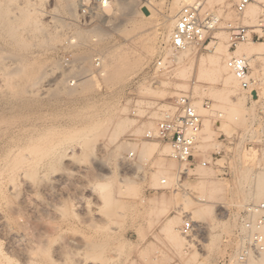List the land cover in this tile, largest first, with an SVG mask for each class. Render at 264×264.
<instances>
[{"label": "rangeland", "instance_id": "rangeland-1", "mask_svg": "<svg viewBox=\"0 0 264 264\" xmlns=\"http://www.w3.org/2000/svg\"><path fill=\"white\" fill-rule=\"evenodd\" d=\"M134 1L135 14L121 11L126 2L113 3L109 19L100 15L99 21L85 26L77 20L78 0L73 16L64 0H15L12 14L38 11L44 31H26L19 22L28 50L0 48V186L6 187L13 168L18 169V190L0 197L1 264H10L6 255L21 262L24 251L41 238L59 263L68 250L73 259L82 251L78 264H94L81 246L86 237H105L97 264H240L241 211L256 202L252 196H239L229 162L239 148L240 154H251L255 174L264 172V94L255 104L248 100L245 118L232 122L221 107L238 99L230 94L224 100L222 83L207 68L218 42L228 50L224 61L233 56L236 49L230 48L227 32L217 31L224 34L221 41L220 36L213 40L211 50L189 51L188 60L179 63V55L169 49L170 39L162 35L174 29L167 17L174 0ZM220 1H208L206 9L234 21L227 0ZM255 4L263 10L261 1ZM249 17L247 23L252 24ZM135 24L140 27L133 28ZM56 30H62L60 42L54 47L42 43ZM78 31L88 35L85 44ZM97 56L103 57L104 75L96 71ZM159 60L163 67H158ZM256 65L261 68L260 62ZM250 67L252 71L253 64ZM201 69L209 73L201 74ZM87 80L90 84L84 83ZM181 97L200 103L205 111L199 112L203 127L193 166L171 159L156 134L160 122L180 113ZM204 161L206 167L200 164ZM172 220L174 228L168 232ZM187 221L196 228L189 236L183 233Z\"/></svg>", "mask_w": 264, "mask_h": 264}, {"label": "bare ground", "instance_id": "bare-ground-1", "mask_svg": "<svg viewBox=\"0 0 264 264\" xmlns=\"http://www.w3.org/2000/svg\"><path fill=\"white\" fill-rule=\"evenodd\" d=\"M67 4H68V9L70 11V14L73 16L76 14V8H77V3H76V0H64ZM211 2V0H208ZM221 1H224V0H221ZM221 1L219 3H221ZM258 1H261L263 4H264V0H258ZM124 2H126L124 4V6L120 9L121 11H123V13L125 12V14L127 12H130V14H135L137 12L136 10V4H135V1H131V3H129V0H113L112 3H115L117 5H120L121 3L123 4ZM128 2V4H127ZM194 2H196V0H174L173 3H171L170 5V9L168 11L169 15L167 16L170 21H172V25H173V28L175 26V23H176V19H177V12L180 8V6L182 4H185L184 6L186 5H190V4H193ZM120 3V4H119ZM214 3V2H213ZM212 3V4H213ZM121 4V5H122ZM130 4V6H128ZM15 5V0H0V38H1V44L0 45V48H8V47H14L15 49L17 50H25L29 48L30 46V43H27L25 42L23 36L20 34L19 32V27H18V24L19 22L22 23V25L24 26L25 30L26 31H29V32H40L41 30L44 31V29L42 28L41 26V23L39 21V12L38 11H29V10H22L21 13H20V16L19 17H16L12 14V7ZM183 6V7H184ZM256 6V7H255ZM255 6L252 4L250 5V7L248 8L247 10V14L246 16H250L251 17V23L252 25L254 24H257L258 23V18L259 17V14L261 12V14L263 13V10L260 11V9L257 7L258 5L255 4ZM229 7V6H227ZM113 8L114 5H111V7L109 8V10L107 11V15H105V19H109V14L110 12L113 11ZM23 9V8H22ZM43 9V8H42ZM168 9V8H167ZM31 10V9H30ZM181 10V9H180ZM180 12V11H179ZM43 14V13H42ZM129 14V13H128ZM129 14V15H130ZM261 16V15H260ZM75 17V16H74ZM151 17V16H150ZM249 17V18H250ZM131 19V18H130ZM132 22V20H131ZM138 23V22H137ZM141 23V22H140ZM139 23V24H140ZM134 24V23H133ZM144 25V24H143ZM139 25L138 24H135L133 25V28H137ZM140 27V26H139ZM142 27V25H141ZM172 27V26H171ZM126 28V27H125ZM135 28V29H136ZM128 29V28H127ZM162 29V28H161ZM165 29V28H163ZM132 30V28H131ZM134 30V29H133ZM170 30V29H169ZM81 31V30H80ZM76 32L75 34L80 38V40L85 44V42L87 41L88 39V35L86 34H83L82 32ZM166 31V30H164ZM162 32V35H163V40H167L170 39V42H171V37H172V31H167L170 32V35H166L165 32ZM129 32V30H128ZM160 32V31H159ZM86 33V32H85ZM221 34H224V33H220V32H216V37L220 36ZM61 36H62V30H56L54 32H48L45 36V39L43 42H45V44H47L48 46L50 47H54L57 42H60V39H61ZM107 36V35H106ZM222 36V35H221ZM221 36L218 38V41L220 40ZM223 37V36H222ZM78 38V39H79ZM106 38V37H105ZM76 39V40H78ZM223 40V38H222ZM221 41V40H220ZM169 42V41H168ZM219 45H217L214 50V54L211 55V56H208V62H209V66L207 68L210 69V72L213 76H215L216 80L217 81H220L222 83V86H223V89H222V94H223V97H224V100L225 99H229V96L230 94H234L236 97H237V102L236 103H232L234 105H231L230 107H226V106H222V110H223V113L232 120V122H235L238 121L242 118H245V116H243V105L248 101L250 100L252 104H255L257 101H259L262 97H263V94H264V91L262 90V88H264V44H260L259 46H256L255 43L253 42H247V44H239L237 49L233 52H228L230 54H233V56H237V57H245L248 61H249V64H253V70L251 71V74H252V77L254 78L255 80V84L254 86L249 89L248 91H244L242 92L243 90L241 89L240 85H239V82L238 80L236 79V77L233 75V73L229 70L228 66H227V61H224L225 59L223 58L224 55L227 54V47L224 46L223 43H219ZM213 45H215V42L212 43V47H214ZM1 49V50H2ZM0 50V51H1ZM211 50V49H210ZM3 51V50H2ZM191 52V51H190ZM213 52V51H212ZM9 54V53H8ZM13 54V53H12ZM189 51L188 52H184L182 53V55H179L177 56L178 58H175V59H178L179 60V63L181 62V60L184 58L186 59L187 57H189ZM16 55V54H15ZM176 56V55H175ZM191 56V55H190ZM17 57V56H16ZM111 57V56H110ZM13 58V56H12ZM11 59V58H10ZM84 58L82 57V60ZM110 59V58H109ZM112 59V58H111ZM110 59V60H111ZM116 59V57H115ZM183 59V61H184ZM190 59V58H189ZM202 59V58H201ZM206 58H203L202 60H204ZM17 61V59L14 57V61ZM23 60V61H22ZM113 60V59H112ZM188 60V59H186ZM185 60V61H186ZM13 61V60H12ZM11 61V62H12ZM13 61V62H14ZM19 61V60H18ZM21 61L22 63H24V61H26L24 58H21ZM20 61V62H21ZM177 61V60H176ZM205 61V60H204ZM202 61V63L204 62ZM112 62V61H111ZM118 62V61H117ZM178 62V61H177ZM200 60H199V66H200ZM257 62H260L261 63V68H256V63ZM183 63V62H182ZM201 63V64H202ZM35 64V63H34ZM116 64V63H114ZM204 64V63H203ZM203 64L200 66L202 67ZM113 65V64H112ZM118 65V63L116 64ZM115 65V66H116ZM124 65V64H123ZM256 65V66H255ZM31 66H33L31 64ZM14 67V66H13ZM117 67V66H116ZM18 68V67H17ZM40 68V67H39ZM204 68V67H202ZM19 69V68H18ZM17 69V70H18ZM37 69V68H36ZM35 67L34 69L32 70H35ZM23 70V69H22ZM41 71V69H39ZM117 70V68L115 69ZM198 70L200 71V69L198 68ZM206 70V69H205ZM204 70V71H205ZM16 71V69H15ZM44 71V69L42 70ZM105 69L103 67V69L101 70V74H105L104 73ZM203 69H201V74L204 73ZM208 70L205 71V73L207 72ZM21 72V70H20ZM32 72V71H31ZM34 72V71H33ZM37 73V71L35 72ZM39 73V71H38ZM119 73V72H118ZM117 73V74H118ZM209 73V71L207 72ZM43 74V73H42ZM10 75V74H9ZM8 75V76H9ZM11 75H16V74H11ZM18 75V74H17ZM16 75V76H17ZM35 75V74H33ZM37 75V74H36ZM40 75V74H39ZM38 75V76H39ZM200 75V74H199ZM37 76V78H39ZM45 76V74H44ZM34 77V76H33ZM41 78V77H40ZM39 78V80H40ZM199 78V77H198ZM29 79V78H28ZM31 79V78H30ZM29 79V80H30ZM34 80V79H32ZM37 81V80H36ZM31 82V81H30ZM87 83V81H84V83ZM90 82V81H89ZM34 83V81H33ZM36 83V82H35ZM87 84H90V83H87ZM84 87V86H83ZM86 87V86H85ZM242 93V94H239ZM221 98V97H220ZM195 102V101H194ZM193 102V103H194ZM201 102V101H199ZM230 102V100H229ZM223 105V104H221ZM225 105V104H224ZM194 106L195 108L198 110V112H205L203 111V109H201V107L203 108V106L200 105V103L198 102H195L194 103ZM255 106V105H253ZM257 107V106H255ZM254 107V108H255ZM211 109V108H210ZM215 109V107H214ZM256 109V108H255ZM205 110V108H204ZM246 110V109H244ZM247 113V112H246ZM253 113V112H252ZM214 114V113H213ZM223 114V115H224ZM249 115V114H248ZM207 116V115H206ZM209 116V115H208ZM222 116V115H221ZM253 118L254 117V114L252 116ZM208 119V118H207ZM250 119V118H249ZM230 120V122H231ZM251 120V119H250ZM243 121V120H242ZM249 121V120H247ZM245 122V121H244ZM250 122V121H249ZM255 122V121H254ZM210 123V121H209ZM253 122H251L252 124ZM206 124V123H205ZM208 125V124H207ZM210 126V125H209ZM253 126V125H252ZM250 126V127H252ZM208 127V126H207ZM209 128V127H208ZM252 130V129H251ZM253 132V131H252ZM251 132V133H252ZM202 133V131H201ZM258 133V132H257ZM249 135V134H248ZM256 135V133H255ZM201 136V135H200ZM211 135H209V137H207V139L210 138ZM212 137V136H211ZM253 138V137H252ZM200 139V137H199ZM247 141V140H246ZM249 149V148H248ZM254 149V148H253ZM245 151V150H244ZM248 151V150H247ZM240 149L238 148V152H234L233 154V158L231 159V161L229 162V165L232 166L233 168V171H234V177H235V188H236V191L237 193L239 194V196H242V198L244 200H246L247 198H249L250 196L253 197L254 201L256 202V204H260L264 201V172H259V173H256L254 172L253 168H251V164L249 162L250 158H251V154L249 155L248 152H243L240 154ZM16 155V154H15ZM26 157V156H25ZM23 159L21 158L20 161H22ZM27 161V160H26ZM16 163V162H15ZM19 165V162L17 163ZM37 165V164H36ZM17 166H15L11 171L12 174L9 176V184L6 186V187H3L4 185L0 186V197L3 199L6 197V194H8L9 190L10 192H14L16 189H17V182H16V172H18V169L16 168ZM38 167V166H37ZM33 170V169H31ZM3 171V170H2ZM35 171V170H34ZM36 171L35 172H32V176L35 175L36 177ZM19 176L21 174H18ZM31 175V174H30ZM29 175V176H30ZM255 175V176H254ZM37 178V177H36ZM35 178V179H36ZM33 181V180H32ZM21 182V181H20ZM123 182L124 183H128L129 182V179L128 178H125L123 179ZM163 182H166V180H163L162 181V184ZM201 182V181H200ZM1 183V182H0ZM167 183V182H166ZM2 184V183H1ZM0 184V185H1ZM202 185H204V183L201 182V186L199 187H203ZM109 187V184H105V191L107 190V188ZM247 187V188H246ZM33 189V188H32ZM211 189V188H210ZM246 189H249V190H246ZM18 190V189H17ZM16 190V191H17ZM234 190V189H233ZM216 191V190H215ZM9 192V193H10ZM216 193V192H215ZM236 194V193H235ZM17 195V193H16ZM210 197V196H209ZM202 201H205L206 202V199L204 198H201ZM191 201H188V203H190ZM210 202V201H208ZM108 203V202H107ZM110 203V202H109ZM12 205V204H11ZM13 206V205H12ZM9 209V208H8ZM12 210V209H11ZM22 211V209H21ZM12 214V212H11ZM14 216V215H13ZM16 216V215H15ZM17 218V217H16ZM19 218V217H18ZM170 222V221H169ZM24 224V223H23ZM167 230L168 232H172L173 228H174V223H173V220L169 223V225H167ZM27 228V227H25ZM29 229V228H28ZM96 229V228H95ZM26 230V229H25ZM42 231V230H41ZM29 231L27 230V233ZM34 234V233H33ZM15 235V234H14ZM26 236V235H24ZM33 237V236H32ZM70 237V236H68ZM25 238V237H24ZM74 238V237H73ZM79 238V237H78ZM17 239V238H16ZM37 239V238H36ZM42 240V238L40 239ZM38 240V242H36V246L33 247L32 245V248H28V251H24L22 254H23V259L21 262L20 261H13L11 260L7 255L4 256L6 258V260L9 261L10 264H78L79 262V258L77 256H80L79 254L82 252H79L77 253V256H75V259H77V262L75 261L74 256L72 257V255L69 254L70 251H67L66 252H63L66 253L65 255V258H63L62 260L64 262H60V260H58L56 257V259L53 258V256L51 255V248L49 247V244L43 242V241H40ZM53 240V239H52ZM81 240L83 245L81 244V241H80V244L81 246H84V248H86L88 251L87 253L89 254V257L90 259H93V263L94 264H97L98 260L100 261L103 257V252L105 250V243L107 244V242H105V237L102 238V239H92L89 237L86 239L85 238H82ZM50 241V240H49ZM55 241V239H54ZM52 241V242H54ZM74 242V240H71ZM32 242V240H31ZM30 242V243H31ZM64 242V241H63ZM70 242V241H69ZM55 243V242H54ZM33 244V243H32ZM53 244V243H52ZM66 244V243H65ZM77 244V243H76ZM15 245V244H14ZM78 246H80L79 244H77ZM59 246V245H58ZM81 246L79 248H81ZM63 247V246H62ZM27 248L24 249L27 250ZM23 249V250H24ZM61 249V248H60ZM83 249V248H81ZM59 250V249H58ZM21 251V250H20ZM60 251V250H59ZM64 251V250H63ZM57 253V252H56ZM60 253V252H59ZM71 253V252H70ZM73 254V253H72ZM88 254H83L85 257L88 256ZM57 255V254H56ZM82 256V255H81ZM2 257V256H1ZM3 257V258H4ZM64 257V256H63ZM88 257V258H89ZM21 258V257H20ZM60 258V257H59ZM62 258V257H61ZM83 258V257H82ZM22 259V258H21ZM81 259V258H80ZM58 260V261H57ZM237 260V259H236ZM82 262H85V260L81 259ZM80 261V262H81ZM89 261V260H87ZM86 261V263H88ZM261 262L260 263H255V264H264V260L261 259L260 260ZM237 262V261H236ZM101 263V261H100ZM1 264V263H0ZM8 264V263H7ZM84 264V263H83Z\"/></svg>", "mask_w": 264, "mask_h": 264}, {"label": "built area", "instance_id": "built-area-1", "mask_svg": "<svg viewBox=\"0 0 264 264\" xmlns=\"http://www.w3.org/2000/svg\"><path fill=\"white\" fill-rule=\"evenodd\" d=\"M81 12L78 22L89 26L99 21L100 15L107 14L113 5V0H78ZM207 0H197L193 4L182 7L177 15L175 27L172 31L170 51L173 56L184 52L209 51L216 32L225 30L228 34L231 49L247 42L264 43V6L257 24L247 23L246 12L250 5L258 3L257 0H227V10L232 11L236 19L224 21L220 12L206 9ZM97 72L101 73L104 61L102 56L94 60ZM72 61L67 58L66 65ZM164 61H158V67H163ZM229 70L239 82L243 91L251 89L255 80L251 74L249 61L245 57L232 56L227 61ZM72 68V67H71ZM72 85L75 80L71 81ZM180 113L171 120L158 124L157 137L167 145L170 150L169 157L182 165L193 166L195 151L203 127V117L195 108L189 97L178 100ZM152 133H150L151 135ZM131 158L135 153L130 154ZM206 167L208 162H201ZM180 173L179 178H182ZM166 184V182H163ZM240 250L238 261L248 264L251 260L264 259V202L249 204L241 211ZM196 232L193 221H187L183 233L186 236Z\"/></svg>", "mask_w": 264, "mask_h": 264}]
</instances>
